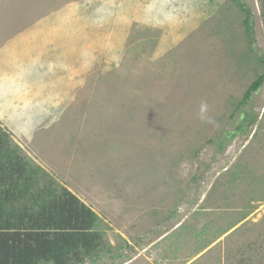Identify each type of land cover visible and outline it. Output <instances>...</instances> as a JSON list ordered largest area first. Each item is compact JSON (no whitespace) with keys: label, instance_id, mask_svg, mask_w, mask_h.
Returning a JSON list of instances; mask_svg holds the SVG:
<instances>
[{"label":"rangeland","instance_id":"374dc122","mask_svg":"<svg viewBox=\"0 0 264 264\" xmlns=\"http://www.w3.org/2000/svg\"><path fill=\"white\" fill-rule=\"evenodd\" d=\"M240 1L252 45L233 0H0V124L101 216L85 264H264V84L237 108L264 20Z\"/></svg>","mask_w":264,"mask_h":264},{"label":"trees","instance_id":"16d2710c","mask_svg":"<svg viewBox=\"0 0 264 264\" xmlns=\"http://www.w3.org/2000/svg\"><path fill=\"white\" fill-rule=\"evenodd\" d=\"M249 43L254 41L252 12L240 0ZM262 18L264 20V0ZM248 59L264 62L250 47ZM264 84V71L245 91L237 108L247 104ZM235 130L244 131L256 118L245 116ZM235 130L223 136L230 138ZM101 216L60 183L0 124V264H85L97 259L106 242Z\"/></svg>","mask_w":264,"mask_h":264},{"label":"clouds","instance_id":"9594fccd","mask_svg":"<svg viewBox=\"0 0 264 264\" xmlns=\"http://www.w3.org/2000/svg\"><path fill=\"white\" fill-rule=\"evenodd\" d=\"M206 112H207V105L202 103L200 107V118L202 120L206 119V116H205Z\"/></svg>","mask_w":264,"mask_h":264}]
</instances>
